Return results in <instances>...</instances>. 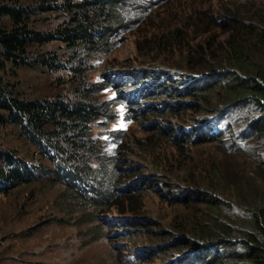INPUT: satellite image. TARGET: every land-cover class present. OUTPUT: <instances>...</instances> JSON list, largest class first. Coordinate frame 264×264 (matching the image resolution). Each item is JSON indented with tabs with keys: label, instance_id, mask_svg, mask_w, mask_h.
<instances>
[{
	"label": "rangeland",
	"instance_id": "1",
	"mask_svg": "<svg viewBox=\"0 0 264 264\" xmlns=\"http://www.w3.org/2000/svg\"><path fill=\"white\" fill-rule=\"evenodd\" d=\"M38 1L0 0L26 7V23L42 33L64 25L68 17L65 11L36 10ZM257 1L126 0L123 8L126 24L115 36L110 54L79 52L78 57L82 59L79 63L77 54L59 40L34 44L28 47L26 64L17 66L0 61V88L29 100L58 95L67 101L79 94L82 96L76 82V75L81 71H85V79L90 83L103 82V73L111 79H121L131 70L151 71L162 67L174 72L180 67V74L173 77L174 82L169 81L174 86L193 83L194 78L206 80L210 73L205 70L206 66L195 68L197 71L189 69L185 60L182 61L185 52L180 54L178 45L183 50L200 45L199 63L208 65L219 61L224 54L223 37L226 35L220 24L195 29L190 17L197 11L207 13L213 9L214 13L230 6L250 10L258 5ZM4 23L10 27L8 19L5 18ZM177 27L184 31V36L182 33L181 43L173 39L176 52L172 53L171 46L162 43L166 31ZM52 55L60 66L42 65V59ZM78 66L80 69L76 70ZM149 84V80L137 85L123 81L120 91L127 102L115 106L116 118L107 127L101 119L87 126L88 138L93 139L94 145H100L109 156L118 152L120 184L117 187H137L135 210L130 209L125 199L124 203L120 201L110 210L99 213L98 218L86 217L83 215L92 208L76 202L62 203L60 193L66 186L54 173L58 163L44 156L43 149L18 126L0 125V166H4L3 152H10L34 166L38 175L10 194H0V264H174L172 258L182 251L173 244H166L173 235L182 234V229L193 228L200 218L194 217L191 210L168 201L165 190L169 195H180L179 190L191 189L206 177L214 181L215 172L219 173L218 183L227 194L231 187L240 189L247 183H256L254 163L245 154L236 152L232 144L240 143L238 138L246 131L241 124L234 123L240 122L239 115L235 116V121L223 114L213 115L210 104L193 96L185 101L196 105H189L177 114L151 113L150 104L161 107L181 98L147 99L142 95L137 99L136 93L145 92ZM218 91L223 94L222 89ZM115 94L112 88H105L92 99L104 101ZM144 107L146 111L140 113ZM132 115L137 118H131ZM151 124L163 127L167 134L157 133ZM209 126H212L211 132L217 131L218 135L207 143L190 140L177 145L170 135L177 128L180 132L191 131V138L195 140L197 134L208 132ZM89 163L97 166L92 159ZM193 208L205 210L204 205H193ZM104 219L107 223L103 224L102 233L94 231V226ZM170 231L172 233H168ZM165 233L167 236H163ZM217 250L215 253L222 255L220 248Z\"/></svg>",
	"mask_w": 264,
	"mask_h": 264
},
{
	"label": "trees",
	"instance_id": "2",
	"mask_svg": "<svg viewBox=\"0 0 264 264\" xmlns=\"http://www.w3.org/2000/svg\"><path fill=\"white\" fill-rule=\"evenodd\" d=\"M256 3L258 5L250 10L230 6L219 8L214 13L213 9L207 13L197 11L190 17V24L195 29L206 24H220L226 35L223 37L224 54L209 66L199 63L200 45L185 47L184 50L178 45L179 53L185 52L182 61L185 60L189 69L197 71L195 68L206 66L205 70L210 72H207L209 77L206 80L194 78L196 81L193 83L174 86L169 81L174 82L173 77L180 74V67L177 72L162 67L151 71L131 70L121 79H111L103 73V82L90 83L85 79V71H81L75 75L77 90L82 96L79 94L67 101L58 95L29 100L0 88V125L11 123L18 126L43 149L44 156L58 163L54 173L66 186L60 193L62 203L83 204L92 208L83 216L98 218L99 213L110 210L120 201L124 203L125 199L129 201L130 209H136L137 187H117L120 184V169L116 164L119 162L118 152L107 155L100 145H94L93 139L88 138L87 129L88 124L100 119L107 127L116 118L115 106L127 102L120 91L123 81H133L135 85L150 81V87L144 88L145 92L136 93L137 99L142 95L147 99L181 98L173 100L174 103L161 104V107L152 103L151 113L177 114L189 105H196L185 101V98L193 96L210 104L209 110L213 115L223 114L233 120L239 115L240 122L234 123L241 124L246 131L241 132L240 143L232 144L236 152L245 154L254 163L256 183H247L240 189L231 187L227 194L218 183L219 173L215 172L214 181L206 177L191 189L179 190L180 195H169L165 190L168 201L191 210L194 217L200 218L193 228L182 229V234L173 235L166 245L173 244L182 251L172 258L174 264H264V0ZM125 4L126 0H39L36 10H61L68 14L64 25L42 33L26 23V7L0 2V61L17 66L26 64L29 46L53 40L61 41L77 54L79 63L82 61L78 57L79 52L85 55L110 54L115 36L126 24L123 15ZM5 18L10 21V27L5 25ZM182 33L184 36L180 27L167 30L162 44H169L175 53L173 39L181 43ZM55 59L52 55L49 59H42L41 63L50 68L60 66ZM79 69L78 66L76 70ZM105 88H112L116 94L104 101L92 99L94 94ZM218 89L223 90L222 95ZM146 107L139 112L146 111ZM131 118L137 117L132 115ZM151 125L157 133L167 134L163 127ZM209 127L208 132L197 134L195 140L191 138V131L180 132L177 128L170 135L177 145L190 140L192 143H207L218 135L217 131L211 132L212 126ZM120 138L118 135L117 139ZM2 158L0 194L8 195L38 176L34 171L36 168L22 158L10 152H3ZM91 159L97 162V166H91ZM193 205H204L205 210H194ZM105 223L107 220L104 219L95 225L94 231L101 234ZM185 247L188 248L184 250ZM219 248L222 255L216 254Z\"/></svg>",
	"mask_w": 264,
	"mask_h": 264
}]
</instances>
